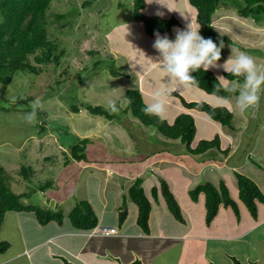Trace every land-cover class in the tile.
Instances as JSON below:
<instances>
[{"label":"rangeland","instance_id":"374dc122","mask_svg":"<svg viewBox=\"0 0 264 264\" xmlns=\"http://www.w3.org/2000/svg\"><path fill=\"white\" fill-rule=\"evenodd\" d=\"M133 1H51L46 13L47 31L49 40L57 46V52L64 50L60 64L58 66L54 64L42 65L45 68L39 75L19 72L7 87L0 84V167L5 169L9 183L23 179L22 168L25 167L28 171L36 166L37 162L29 156L31 154L27 155L29 147L30 149L35 148L34 144H32V147H27V144H30V140L34 137L42 140L39 143V146L43 147V154L39 156L40 158H44L46 155L44 148H47V156H51V151L55 149H57L56 155L60 153L62 150H58L57 144L63 146L62 148L66 151L67 157L70 158L72 155L69 146L75 144L77 138V141L88 138L87 147H93L94 150L91 155L87 156L88 159L97 155V159L103 166L122 168L125 171H136L150 161L161 157L163 166L152 165L148 169V173L152 175L148 183L152 184L151 187L148 183L145 184L147 192L150 194L152 187L159 185V181L155 176L160 175L161 178H165L169 182L175 196H181L183 191L184 194L186 193L188 179L181 175L179 166L184 163V159H187V162H190L192 166L199 165L198 159L183 151L181 147L183 145L178 140L170 146L172 147L171 150L165 149L164 146L168 145L169 142H158V135H161L158 130L147 127L138 121L134 122L135 117L131 114V110H128L127 113L123 112L124 107L128 105V100L125 97L127 90L138 89L142 84L143 89L141 90H146L147 93L149 90H175L180 87L175 81H170L167 74L160 67L158 63L159 53L153 47L155 38L147 36L142 25L133 21ZM85 2H88V4L84 5ZM238 3L244 4L243 0L219 2L212 16V24L216 32L226 39L224 41V60L218 64L223 65L232 55L246 52L252 57L259 58L263 63L262 66H264V15L260 16L259 21L252 17H243L235 7V4ZM146 12L149 14L163 13V15H160L162 17L176 16L183 26L173 29L174 37H176L177 29L187 30L189 25L193 29L197 27L195 11L189 5L188 0H159V3L157 0H147ZM57 14H64L65 17L57 19ZM84 41L89 44L87 48L97 50L99 54L94 57L89 56L82 62L80 60L82 59ZM30 62L34 63V55L30 56ZM261 62L260 64H262ZM256 63L259 65L258 61ZM210 70L219 75L225 69L218 67L210 68ZM236 82L237 80L231 81L228 85L233 86ZM176 91L181 93L185 99H204L203 101L206 100L208 101H205L206 103L210 102L211 104L219 101L209 95H203V92L195 88H180V91ZM29 97L30 100L26 104L20 102L23 98ZM37 97L41 99L43 104V108L39 109L38 112L41 114L42 112L46 113V117L41 116V118H37L36 123L29 124L23 119V116L30 111H26L23 107L31 108V102ZM110 99L116 100L120 104L119 114H115L117 116L112 121L105 116L93 115L85 109H81L79 113H74L72 110L73 105L82 108L83 103L106 108ZM144 99L147 103L152 102L151 95L144 96ZM165 101L166 113L164 118L172 121L177 113L181 111L180 107L178 109L176 106L179 105L169 97H165ZM230 102L236 111L239 110L235 104L234 96L228 98L227 104L230 105ZM245 112L247 113L248 127L246 135L241 134L242 146L237 150L238 153H243L242 149L243 151L250 149L254 142L258 141L264 134V132H259L260 125L264 123V94H261L258 107L248 109ZM204 115L203 113V115L194 116L197 120V136L212 133L206 125L211 119L206 118L207 116ZM126 118L134 123L124 121ZM211 122L213 123V121ZM41 124L46 128L45 132L41 131ZM210 126L219 130L226 128L218 124ZM205 132L208 134H204ZM222 133L224 134L223 131ZM219 134L221 135V133ZM147 144H150V146L148 147ZM154 146L160 147L153 150L152 147ZM37 148L41 149L40 147ZM214 150L215 153L211 156L213 159H219V150ZM143 152H145V156L140 155ZM202 158L201 156L200 159ZM230 158L232 161L233 155ZM39 162L44 161L40 159ZM55 162L59 166L64 165L65 155L61 156L59 154ZM51 163L47 162L45 164L49 166ZM74 167H64L59 173H56L55 182L57 185H54L58 187L60 196L81 191L82 185L77 190V183L79 180V183H82V178H80L81 175L78 172L74 171ZM157 167L158 170H156ZM83 170L88 171V169ZM226 171L228 170H225L224 175L227 176L223 175V178L226 181L228 179L231 181L233 176ZM48 174L50 175L49 172L41 175L38 173L30 178L26 190L31 191L32 188L39 190V184L50 181ZM201 177V184L206 183L210 178L207 176ZM87 178L91 181V177L88 176ZM210 182L214 185L219 184L213 179H210ZM262 189L264 190V186ZM263 190L262 194L264 195ZM158 198L159 203L152 198L153 211L160 216L163 212L161 209L162 202L164 205L166 203L161 196ZM185 200L188 202L185 203L186 207L194 208V211H197V204L191 203L186 197ZM121 201L120 199V203ZM31 204L41 207L39 195L31 200ZM129 207L135 209L132 204H129ZM198 207L202 210V205H198ZM43 209L48 208L44 207ZM165 211L167 220L162 221L163 226H167L168 229L171 223H175L177 227H181V224L176 222L177 220L175 221L168 215L169 211L167 209ZM183 211L188 213L185 208ZM61 212L64 216L65 213L62 209ZM115 213L116 211L111 216L110 213L104 211L101 214V219L114 222L113 219L116 220ZM194 217L198 219L197 216ZM67 219L66 222H68ZM33 222H35L34 219ZM52 226L56 227L55 224ZM41 233L44 236L47 234L44 231H41ZM4 237H8L13 241L14 249L17 248L19 238L15 236L13 231L5 228L0 233V238ZM36 237L37 235L30 236L27 233L25 237L26 244H32ZM52 244L43 245L42 249L38 250V255L42 256V250H44L45 254L42 259L46 264H55L54 262L64 264L61 258L54 259L55 255L59 258L60 253L53 251V255L50 254ZM160 245L163 247L162 253L168 251L166 242H162ZM237 248L240 252L236 251ZM245 250L246 245L243 243L236 246V243L231 245L227 241L220 242L214 245L212 249H198L200 255L196 264H235V261H239L241 264H249L244 261L241 254ZM260 252L264 254V243L260 245ZM185 260L188 264L189 259L186 258ZM182 264H185V262ZM261 264H264V261Z\"/></svg>","mask_w":264,"mask_h":264},{"label":"crops","instance_id":"0c3cea01","mask_svg":"<svg viewBox=\"0 0 264 264\" xmlns=\"http://www.w3.org/2000/svg\"><path fill=\"white\" fill-rule=\"evenodd\" d=\"M253 58L256 62L258 61L259 65H263L259 58ZM260 62L262 64H260ZM142 86L143 84L139 86L138 89L141 93H144V96H152L155 92L153 90H149L147 93L146 90H141L143 89ZM199 91L203 92L202 90ZM203 95L208 94L203 92ZM209 96L213 97L211 95ZM187 100L199 101L204 99ZM218 100L219 101H217V103H213L212 105H226L231 110L233 109L232 127L223 126L226 128H221V130L212 128L213 126L210 125L218 123L213 121V124L211 122L212 120H209L210 122L206 125H208V130H211L212 133L210 135H198L195 141L197 143V141L201 139H210L215 134L221 133V135H223H220L222 139V148L225 149L228 147V154L223 155L218 153L219 159H213L211 155L215 152L212 151L211 154L207 156V160L204 155H193V157L198 159L200 162L199 165L197 164L194 166H192L190 162H187V159H184V163L181 162L182 165L179 166L180 172L183 177L188 179V185L186 193L184 194L183 191L182 195H177L176 198L182 209L185 221L184 223L176 221L163 202L161 208L163 212H161V215L159 216L153 211L154 203H152V212L149 220V234H145L136 222L137 209L129 198L128 191L137 178L142 179L143 187H145V184L148 183L150 180L149 178L152 176L148 173L149 167L152 165H160V167L163 166V162L161 163L160 159L161 157L150 161L145 166L139 168V170L125 171L122 168L105 167L102 166L101 163L98 164L97 162L92 164L78 162L71 157L68 158L66 151L62 148L63 146L59 144H57L56 147L58 150H62L60 153H57L56 155L55 152L57 149H55L51 151V156H47V148H44V150H46L44 151L46 155L44 158H40L39 156L43 154V147H41V145L39 146V143H41L42 140L40 138L37 139L36 137L31 139L30 144L28 143L29 145L27 144V147H32V144H34L35 148H41L30 149L29 147V150L27 151V155L31 154L29 156L37 162H35L36 166L34 169L30 168V172L27 173V177L22 175V180H14L13 183H10V187L16 194L29 193L28 197L22 198V202L24 204H31V200L39 195L42 208L45 207L50 210H58L60 212L62 209L66 217L64 215V222L62 225L51 223L46 226H40L32 213L7 212L1 225V232L5 230V228H9L15 233V236L19 238V242L17 244V248L14 249L13 241L8 239V237L0 238V241H8L11 245L8 252L0 255V264H46L42 259L45 251L42 250L43 254L40 256L38 255V250L42 249V246L48 243H53V247L50 248V254L53 255V251L60 253V257L58 258V256L55 255L54 259L57 260L61 258L64 264L65 260L73 261L78 264H128L136 258L143 264H182L183 262L187 264L185 260L186 258L187 260L189 259L188 264H196L198 256L200 255L198 249H212L214 245L226 241L227 243H231V245L232 243H236V246H239V244L242 243L245 244L246 250L244 253H241L244 257V261L249 264H261L264 261V254L260 252V245L264 243V204H257V217H252L246 206L239 200L237 178L234 173L238 172L239 174L251 179L262 192V187L264 186V134L258 141L254 142L250 149H246L244 151L242 149L243 153H238L237 150L242 146L241 134L246 135L248 127L247 113L241 112L240 109L237 110V112L231 102L230 105H228L225 104L223 100ZM234 100L237 105L236 96H234ZM176 107L179 109V106ZM180 110H182L181 107ZM178 113H180V111ZM191 113L194 116L200 114L203 115V113H199L193 109L191 110ZM204 116L206 117V115ZM206 118H208V116ZM124 121L134 123L137 120L135 119L134 122H132L126 118ZM218 125L220 126V124ZM260 128L259 132H264V123L260 125ZM204 134L208 133L205 132ZM161 141L169 142V139H166L162 135H158V142L160 143ZM147 146L149 147L150 144H147ZM184 146L185 145L181 146L183 151L186 149ZM159 147L154 146L152 149L156 150ZM176 148L178 149V147ZM141 149L143 148L141 147ZM59 154L61 156L65 155V163L62 166L57 165L55 162ZM140 155L145 156L146 154L143 152ZM232 155L233 160L231 161L230 157ZM201 156L203 157L202 159H200ZM40 159L44 162H39ZM47 162L52 163L49 166H46L45 163ZM64 167H74V171L81 175L80 178H82V183H79L80 180L78 181L77 190L80 185H82V188L78 193L71 192L60 196L58 187H56L57 183L55 182V176L56 173H59ZM83 169H88V171L86 172ZM158 169L159 168L157 167L156 170ZM225 170H228L226 172L233 176L231 177V181L229 179L226 181V179L223 178ZM48 172L50 173V175L48 174V179L50 176L49 180L51 182L50 187L44 191L34 188H32L31 191L26 190L27 183L30 178H33L38 173L41 175ZM88 176L91 177V181L88 180ZM201 176L210 177L208 178V181H210V179H213L218 183L224 181L228 185L232 196L237 201L240 211L239 218L235 215L232 209L221 207L211 223L209 225L206 224L203 198L196 203L193 202L189 196V191L198 184H201ZM155 177L157 181L161 178L160 175ZM148 184L149 187H151L152 183ZM74 193L75 195L72 196ZM185 197L191 203L197 204V211H194V208H188L185 206V203H188L187 200H185ZM120 199L122 200L121 203L123 204L126 202L128 207V217L121 227L118 225L117 215V210H119V207L121 206ZM79 201H88L94 208L98 218V229L101 227L115 228L117 229V233L103 236L100 234H93L92 232H81L75 230L67 218L70 211ZM156 202L159 203V201ZM129 204H132L135 209H130ZM198 205H202V210L198 207ZM184 208L188 213L183 211ZM166 209L169 211L168 215L177 223L181 224V227H177L175 223H171L170 228L168 229L167 226H163L162 221L165 219L167 220ZM104 211L110 213L111 216L116 211V220L112 218L114 222H110L109 220L101 219V214ZM191 214L197 216L200 220ZM33 219L35 222H33ZM66 219L68 222H66ZM54 224L56 227L52 226ZM41 231L47 233L46 236H44ZM27 233H29L30 236L37 235L32 244H26L25 237L27 236ZM162 242H166V247H168L167 252L162 253L163 247L160 245ZM236 251H239V248H237ZM166 254L169 255L165 256ZM54 263L56 264V262Z\"/></svg>","mask_w":264,"mask_h":264},{"label":"trees","instance_id":"16d2710c","mask_svg":"<svg viewBox=\"0 0 264 264\" xmlns=\"http://www.w3.org/2000/svg\"><path fill=\"white\" fill-rule=\"evenodd\" d=\"M52 0H0V84L7 87L14 76L19 72L39 75L44 71L42 65L54 64L58 66L64 55V50L57 52V46L49 40L47 31L46 13ZM230 0H188L189 5L195 11L196 29H199L200 35L205 39L211 38L219 45L220 40L226 39L216 32L212 25V16L215 13L219 2ZM233 1V0H232ZM89 2V1H88ZM85 2L84 5H87ZM244 4H235L238 13L243 17H252L256 21L260 20V16L264 15V0H243ZM147 0H134L132 18L135 23L142 25L145 34L151 38H156L155 34L167 35L169 39H175L173 29L182 27V22L176 16L162 17L157 14H149L146 12ZM64 14H57V19H63ZM232 42V41H231ZM82 50V59L85 61L89 56L94 57L99 54L97 50L87 48L89 45L84 41ZM34 55V63L30 62V56ZM224 60V48L221 50V59L217 63ZM80 63V62H79ZM199 81L196 89L202 90L208 95L217 99L219 97L228 98L237 96L238 93H229L224 91L225 86H229L228 82L237 80L243 82V77H235L226 70L221 71L219 75L210 69H203L192 73ZM222 76L225 80L218 81L217 77ZM220 89L214 93V88ZM4 92V91H3ZM169 97L173 99L179 107L182 108L172 121L165 118L161 120L157 116L146 115L142 109L148 104L138 89L127 90L125 97L128 105L124 107L123 112L131 110V114L135 119L147 127H152L169 139L165 149L171 150L173 142L181 141L185 152L192 155L211 154L214 149H218L220 153L227 154L228 147L222 148V139L220 134H215L210 139H201L196 143L197 136V120L191 113V110L204 113L212 121L222 126L232 127L233 112L226 105H212L205 101H188L179 92L169 91ZM29 98H23L20 102L27 103ZM221 100V99H220ZM118 107L120 104L117 102ZM25 106V105H24ZM26 111L31 108L23 107ZM81 109L87 110L93 115L105 116L108 120H114L115 114L110 113L103 106L82 104V108L73 105V112L79 113ZM37 110V118L46 117V113L42 114ZM185 111V112H184ZM190 111V112H189ZM129 122V121H128ZM41 131L45 132L46 128L41 124ZM136 138V137H135ZM78 139V138H77ZM76 139V143L69 146L71 158L78 162L95 163L101 162L97 159V155L88 159V155L93 153V147L88 146V138L83 140ZM196 143V144H195ZM89 148V149H88ZM185 161V160H184ZM103 166V165H102ZM109 167V166H105ZM116 168V167H112ZM27 177L26 168L21 171ZM29 175V174H28ZM238 185L239 200L246 206L252 217L256 218L258 213V203L264 204V195L258 186L248 177L236 173ZM51 182H45L39 186V190L44 191L50 187ZM129 198L137 209L136 222L145 234H149V220L152 212V198L156 201L161 196L166 203L170 213L177 221H185L180 204L173 194L168 181L160 178L159 185L153 186L150 194L143 187L141 178H137L128 191ZM151 195V196H150ZM27 194H16L10 187L9 179L3 167H0V228L7 212L16 213H32L40 226H46L51 223L62 225L64 216L60 211L43 209L36 205L24 204L23 197ZM189 196L193 202H199L203 198L205 221L209 225L214 217L218 214L221 207L230 208L239 218L240 211L236 199L232 196L228 185L221 181L218 186L212 182L199 184L189 191ZM118 225L121 227L128 217L127 203L124 202L118 210ZM71 226L81 232H93L98 226V218L94 208L88 201H79L68 215ZM11 245L8 241H0V255L5 254ZM65 264H78L73 261L65 260ZM122 264V263H120ZM128 264H143L139 259H134ZM235 264H241L235 261Z\"/></svg>","mask_w":264,"mask_h":264},{"label":"clouds","instance_id":"9594fccd","mask_svg":"<svg viewBox=\"0 0 264 264\" xmlns=\"http://www.w3.org/2000/svg\"><path fill=\"white\" fill-rule=\"evenodd\" d=\"M157 2L159 3V0ZM157 15H163V13L158 12ZM155 36L153 47L159 53L158 63L169 80L175 81L180 86L175 91H180V88H196L199 86V81L192 73L201 69L206 72L210 68L223 67L229 74L235 77H243L242 83L237 81L233 86L224 87L226 92L238 93L236 103L240 111L245 112L259 106L261 94H264V66L258 65L251 55L246 52H239L235 56L232 55L223 65H219L217 62L221 59L224 41L220 40L219 45H217L211 38L205 39L201 36L199 29H193L191 25L188 26L187 30L177 29L174 40L169 39L166 35L161 36L159 33H156ZM217 80L221 81L225 78L218 76ZM214 90L213 95L220 89L216 85ZM169 94L167 89H157L152 94V102L146 104L142 111L146 115H154L163 120L166 113L165 97ZM219 99L223 100L225 104L228 103V99L225 97H219ZM30 107L31 111L25 113L23 119L29 124H34L37 122V110L43 108L41 99L37 97L31 102ZM106 110L112 114H119L120 108L117 101L110 99ZM236 173L238 172L234 173L235 176ZM103 229L112 230L108 235L117 233L115 228L102 227L95 228L92 233L107 236L102 233Z\"/></svg>","mask_w":264,"mask_h":264},{"label":"built area","instance_id":"2783aa9c","mask_svg":"<svg viewBox=\"0 0 264 264\" xmlns=\"http://www.w3.org/2000/svg\"><path fill=\"white\" fill-rule=\"evenodd\" d=\"M111 232H112V230H105V229L102 230V233H104L106 235L110 234Z\"/></svg>","mask_w":264,"mask_h":264}]
</instances>
